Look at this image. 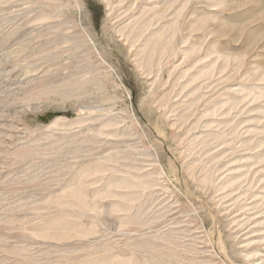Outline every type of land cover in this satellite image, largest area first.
Segmentation results:
<instances>
[{
  "label": "rangeland",
  "instance_id": "1",
  "mask_svg": "<svg viewBox=\"0 0 264 264\" xmlns=\"http://www.w3.org/2000/svg\"><path fill=\"white\" fill-rule=\"evenodd\" d=\"M0 264H264V0H0Z\"/></svg>",
  "mask_w": 264,
  "mask_h": 264
}]
</instances>
